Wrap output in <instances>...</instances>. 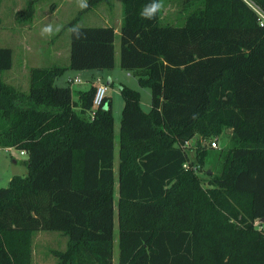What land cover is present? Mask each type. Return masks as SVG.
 Wrapping results in <instances>:
<instances>
[{"label":"trees","instance_id":"16d2710c","mask_svg":"<svg viewBox=\"0 0 264 264\" xmlns=\"http://www.w3.org/2000/svg\"><path fill=\"white\" fill-rule=\"evenodd\" d=\"M99 1L65 24L68 63L32 67L28 91L2 78L12 49L0 45V146L28 155L27 173L0 187V264H33L41 230L67 236L49 248L56 264H113L111 98L90 117L96 85L73 99L55 79L113 68L116 35L119 66L150 88L145 110L140 91L119 84L117 264H264V0H182L181 24L162 23V9L143 19L149 0H121L118 32L77 25ZM224 128L229 144L211 152L201 137ZM207 160L219 171L204 186L194 165Z\"/></svg>","mask_w":264,"mask_h":264},{"label":"rangeland","instance_id":"374dc122","mask_svg":"<svg viewBox=\"0 0 264 264\" xmlns=\"http://www.w3.org/2000/svg\"><path fill=\"white\" fill-rule=\"evenodd\" d=\"M28 0H0V45L12 49V65L2 71V78L23 91H28L30 70L35 66H49L51 64H66L69 61L70 30L65 24L69 22L82 8L86 0H35L31 12H26ZM163 7L161 14L162 23L181 24L184 19L185 9L182 0H161ZM259 10V9H258ZM264 18V13L261 12ZM121 16V0L99 1L89 10L84 11L77 19V25H101L107 21L117 26ZM51 26L48 33L45 27ZM115 59L119 57V37L115 38ZM55 49V51H54ZM100 70V69H95ZM78 74L80 82H70L68 76ZM100 75L102 82L112 77L106 95L111 98L114 121V212H113V252L118 253V224L116 215V199L118 196V130L121 118L123 99L119 84L123 83L140 91V104L145 110L150 105V88L138 82V75L121 68L118 64L111 69H103ZM94 79L90 72H77L76 69H67L55 79L57 85H70L73 99L77 98V89L87 88L91 83L86 78ZM230 128H224L221 133L201 137L204 146L211 152L225 148L229 144ZM194 139L189 141L187 151L190 160L194 159ZM215 140L216 145L211 142ZM27 153L20 152L16 147L0 146V187L6 186L14 174H26L25 160ZM220 161V160H219ZM198 175L204 186L213 173L219 171L218 164L211 160L205 163H195ZM194 165V166H195ZM260 228V225H259ZM57 230H41L35 237V258L38 264H56V257L49 252V248H64V237ZM65 238L67 236L64 234Z\"/></svg>","mask_w":264,"mask_h":264},{"label":"crops","instance_id":"0c3cea01","mask_svg":"<svg viewBox=\"0 0 264 264\" xmlns=\"http://www.w3.org/2000/svg\"><path fill=\"white\" fill-rule=\"evenodd\" d=\"M121 9H122V2H121ZM120 21H121V16H120V18H119V22H118V25L115 27V31L116 32H118V29H119V26H120ZM112 25V24H110V23H108L107 21H105V22H103L101 25ZM115 49H116V45H115ZM54 51H55V49H54ZM115 53H117V51L115 50ZM67 64V63H66ZM119 65V57H118V59L116 60L115 59V65H114V67L116 66V65ZM67 70V69H66ZM77 70V72L79 71V72H83V71H86V72H90V76L92 77V78H94L93 76H92V74L93 73H95L96 72V74H98V73H101V72H103V69H100V70H95V69H76ZM74 76H78V74H74V75H70V76H68V77H74ZM100 75H97V77H95L93 80L92 79H90V77H87L86 78V81L88 82V83H93V84H98V83H100V82H102L101 81V78L99 77ZM111 81H113V79H112V77H108V79L106 80V82H103V83H106L107 84V86L109 87V85H110V83H111ZM39 232V231H38ZM58 233H60V232H58ZM38 234V233H37ZM36 234V235H37ZM61 234V233H60ZM62 235V234H61ZM63 237H64V242H65V245H66V241H67V238H65V236H64V234L62 235ZM36 237V236H35ZM35 237H34V243H33V264H38L37 263V261H36V258H35ZM65 247V246H64ZM61 249H63V248H61ZM112 261H113V264H117L118 263V253H117V257L115 256V254H114V252H113V250H112Z\"/></svg>","mask_w":264,"mask_h":264},{"label":"built area","instance_id":"2783aa9c","mask_svg":"<svg viewBox=\"0 0 264 264\" xmlns=\"http://www.w3.org/2000/svg\"><path fill=\"white\" fill-rule=\"evenodd\" d=\"M69 81L70 82H80L81 79L78 76H74V77H70ZM107 88H108V86H107L106 83L100 82V83L96 84V89H95V92H94V95H93V100H92V108H90L88 110L90 117H93V115L95 113V108L103 102L104 97L106 96ZM194 138H195V136L192 139H194ZM192 139L186 141V143H185L186 147L188 146L189 141H191ZM211 145L212 146L216 145L215 140H213L211 142ZM20 152L24 153V150H20ZM189 166H190V164H189L188 161H185L183 163V167L184 168H188ZM194 168H196V165L194 166Z\"/></svg>","mask_w":264,"mask_h":264},{"label":"clouds","instance_id":"9594fccd","mask_svg":"<svg viewBox=\"0 0 264 264\" xmlns=\"http://www.w3.org/2000/svg\"><path fill=\"white\" fill-rule=\"evenodd\" d=\"M163 4L161 0H149L142 9L140 10V16L143 19L152 20L156 18L157 13L161 10ZM51 30V26L45 27L43 29L44 33H48ZM81 34L79 32L76 33V37L80 38Z\"/></svg>","mask_w":264,"mask_h":264},{"label":"water","instance_id":"95a60500","mask_svg":"<svg viewBox=\"0 0 264 264\" xmlns=\"http://www.w3.org/2000/svg\"><path fill=\"white\" fill-rule=\"evenodd\" d=\"M107 105V103H104V105L103 106H106Z\"/></svg>","mask_w":264,"mask_h":264}]
</instances>
